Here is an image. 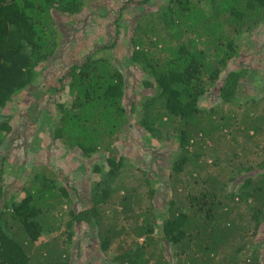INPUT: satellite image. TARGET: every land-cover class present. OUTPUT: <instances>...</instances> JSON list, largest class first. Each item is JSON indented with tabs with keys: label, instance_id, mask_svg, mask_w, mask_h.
<instances>
[{
	"label": "trees",
	"instance_id": "16d2710c",
	"mask_svg": "<svg viewBox=\"0 0 264 264\" xmlns=\"http://www.w3.org/2000/svg\"><path fill=\"white\" fill-rule=\"evenodd\" d=\"M94 1L0 0V113L19 108L59 53L64 27L94 18ZM153 1L114 4L93 29L116 35L86 45L47 91L58 100L55 143L92 162L87 193L42 161L49 149L33 166L27 155L14 163L18 128L0 123V264H264V69L260 78L238 64L241 44L264 28V0H168L147 10ZM122 67L140 86L130 88ZM211 92L220 101L206 107ZM128 126L150 143L136 164L119 147ZM29 142L19 150L37 145ZM211 148L225 165L212 155L210 171Z\"/></svg>",
	"mask_w": 264,
	"mask_h": 264
},
{
	"label": "rangeland",
	"instance_id": "374dc122",
	"mask_svg": "<svg viewBox=\"0 0 264 264\" xmlns=\"http://www.w3.org/2000/svg\"><path fill=\"white\" fill-rule=\"evenodd\" d=\"M164 1L168 2V0H154L151 5H149L147 10L158 8ZM122 0H95L94 6L95 8L98 7V11H94V18L90 19L89 17H86L85 15L81 16L80 22L75 24H68L66 27H64V33L63 36V44L62 47L57 54L56 57H53L49 61H47L46 66L43 67L42 71L40 72L38 78L35 81V84L28 90L25 98L23 99L22 104L19 106V108H14V110L10 112H1L0 113V123L3 121H13L15 125L17 126L18 130H16V136L17 140L14 142L12 148L15 156L13 157L14 163H22L23 156L27 155L30 160V166H33V164L37 161L36 155L40 154V150L42 148L49 149L50 153L46 157L42 159L43 162H47L49 166H53L51 168L57 169L61 176L65 178V181H73L75 184H79V188L83 190V192L87 193L90 189V178L92 177L91 169L93 168L92 162H89L87 160L81 159L73 154L68 153L67 149L64 147L61 141H57L55 143V140L52 138L50 134V114L51 112L55 111L56 103L58 102L57 95H53L52 92L49 91L50 87H58L59 86V80L60 77L64 74V72L67 70L68 65L72 64L74 61H77L78 58H81L83 54L86 51L85 46L87 45V49H89L90 44L89 43H96L101 44L103 40L108 37L116 34H108L105 37V34L102 29H99L96 33H94L93 25L94 23H105L107 24L108 20L112 16V12L114 9L112 7L114 4H120ZM152 6V7H151ZM95 8H93L95 10ZM90 11V9H88ZM98 16V17H97ZM99 18V19H98ZM96 19V20H95ZM126 20V19H124ZM101 23V24H102ZM130 34L128 31L126 33H120V39L121 43L116 48L118 49L117 52H115L113 55V60H124L126 58L125 56V50H128L125 42L129 38ZM250 35V34H248ZM98 42V43H97ZM105 42V40H104ZM118 62V61H117ZM238 64L245 65L250 67L251 69H254L258 77H263L262 69H264V28H261L257 30L255 33H252L250 37L246 38V40L241 44L240 48V55L238 57ZM125 67V66H124ZM122 67L123 71L126 73H129L128 75V81L130 83V88L135 84L140 86L138 83L139 80H135L134 76L131 75L130 67L124 68ZM261 67V68H260ZM260 74V75H259ZM141 76L138 77H144V74H140ZM253 77V78H258ZM138 83V84H137ZM251 84L246 83L243 86V93L246 95L248 92H251ZM139 90V88H133V91L129 89V94L131 96L135 95V93ZM66 93L61 95L58 94L59 98L66 100ZM65 96V98H64ZM63 100V101H64ZM220 101L219 97L217 96L216 92H211L210 97L207 98V103H203L206 107H211L214 104H218ZM231 106V104L227 105V108ZM31 117V119H29ZM34 117V120L32 119ZM132 127V128H131ZM129 136H127L124 141L119 145L120 150L124 151V154H129L128 157L133 161H136V159H140L143 156L150 157L149 155H142L143 151L141 148L143 146H149L150 143L147 142L148 139H146L144 136V133L139 128H135L133 126H128L127 129ZM130 138V139H129ZM25 140H30L29 143L32 141L37 142L36 146H32L28 149H23L21 152L19 148H24L28 143ZM219 150H221V146H226V144L219 141ZM222 144V145H221ZM138 147H137V146ZM47 146V147H46ZM159 146H162L159 144ZM227 148V147H225ZM162 148L159 147H152V151L159 155V151ZM217 149H209L205 151L206 153L203 158V162H207L206 169L207 170H213L212 168L215 166H209L208 164H212L213 156H217L219 163L222 165H225L224 162V153L219 151ZM164 152H167L164 150ZM151 153V152H149ZM156 170L162 174L164 171V166L166 164H159L160 162H156ZM136 164V163H134ZM25 165V164H23ZM29 167L28 165H26ZM108 166L106 167V169ZM132 167L129 166V171H133ZM94 179L98 176L96 174L93 175ZM157 177V176H156ZM165 174L161 175V178H163V181H166ZM67 178V180H66ZM18 180L11 181V184H9L5 192L6 195L10 196V194L14 193L17 187V184L14 185ZM161 189L164 191V193L168 190L167 182H162ZM14 187V188H13ZM86 190V191H84ZM7 196V197H8ZM167 199V198H166ZM163 206V205H162ZM163 208V207H161ZM164 210V209H163ZM97 245L92 246V248L96 247Z\"/></svg>",
	"mask_w": 264,
	"mask_h": 264
}]
</instances>
